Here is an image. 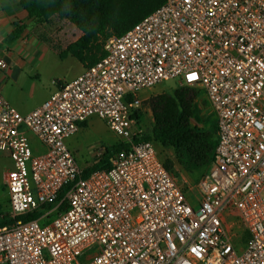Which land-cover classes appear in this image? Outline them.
Segmentation results:
<instances>
[{
	"label": "built area",
	"instance_id": "2783aa9c",
	"mask_svg": "<svg viewBox=\"0 0 264 264\" xmlns=\"http://www.w3.org/2000/svg\"><path fill=\"white\" fill-rule=\"evenodd\" d=\"M105 51L27 115L0 92L12 217L56 205L70 188L39 220L0 229V264H264V0H165ZM171 81L203 90L217 115L196 194L143 140L153 114L141 93ZM92 118L128 149L83 177L67 140Z\"/></svg>",
	"mask_w": 264,
	"mask_h": 264
},
{
	"label": "trees",
	"instance_id": "16d2710c",
	"mask_svg": "<svg viewBox=\"0 0 264 264\" xmlns=\"http://www.w3.org/2000/svg\"><path fill=\"white\" fill-rule=\"evenodd\" d=\"M164 2L165 0H20L30 18L35 19L34 23L50 24L57 18L69 22L83 33L64 54L72 56L85 68L95 65L106 56L105 45L109 39L125 35L136 24L156 12ZM17 38L18 34H15L13 39ZM147 105L152 111L154 122L143 140L158 144L165 150H174L179 164L189 175L207 172L218 145V123L211 131L201 130L193 125V121L205 123L197 107L196 91L187 87L176 89L171 94L153 97ZM127 149L128 145L121 143L106 149L103 159L83 171L82 176L88 177L95 171L109 170L114 156ZM164 165L175 174L171 161H164ZM69 189L67 187L62 191L56 205L64 200ZM56 205L43 207L19 218H13L11 211L0 214V229L19 221L39 220L44 211L51 210ZM67 208L68 203L64 201L61 211Z\"/></svg>",
	"mask_w": 264,
	"mask_h": 264
},
{
	"label": "crops",
	"instance_id": "0c3cea01",
	"mask_svg": "<svg viewBox=\"0 0 264 264\" xmlns=\"http://www.w3.org/2000/svg\"><path fill=\"white\" fill-rule=\"evenodd\" d=\"M34 22L22 7L20 0H0V60L8 65L7 69L0 68V92L22 115L40 108L57 91L55 82L63 81L52 78L50 73L57 66L56 58L60 53L56 47L41 39L38 33L43 30V26ZM72 28L71 31L76 37L73 42L75 43L83 33L77 28ZM15 34H18L16 40L13 39ZM70 45L65 46L64 50ZM80 65L81 70L77 77L86 69L81 63ZM43 76L46 78V84L42 82ZM85 126H88V123L82 125L80 130ZM28 135L34 153L42 154L44 147L34 135ZM13 168L10 155L0 152V187H6V176Z\"/></svg>",
	"mask_w": 264,
	"mask_h": 264
},
{
	"label": "rangeland",
	"instance_id": "374dc122",
	"mask_svg": "<svg viewBox=\"0 0 264 264\" xmlns=\"http://www.w3.org/2000/svg\"><path fill=\"white\" fill-rule=\"evenodd\" d=\"M67 21L60 19H54L50 24L40 25L43 26V30L39 31L38 35L44 42L50 46L56 47L59 51L57 59V66L50 71L52 78L63 81H72L77 77L81 70V65L70 55L65 56V46L70 45L76 39L72 33L71 28ZM72 28V29H74ZM43 84H46V78L43 76ZM177 83L175 81L163 83L153 90H148L141 93L144 100V105L148 108L147 103L153 97L161 94H171L176 90ZM197 93V107L200 114L205 119L204 124H198L193 121V125L197 126L201 130L211 131L216 127L217 115L214 112L207 96L203 90H195ZM152 115V114H151ZM153 116L146 117L144 121V128L146 133H149L153 125ZM119 142L118 137L106 126V124L98 118H92L88 122V126H85L76 135L72 136L68 140V147L74 153L77 163L82 171H85L89 167L96 163L95 155L97 151L101 149H111ZM155 148L158 151L163 161H171L173 163V172L179 177L181 183H186L191 186L194 194L197 193L207 172L204 174L189 175L179 164L178 158L172 149H163L160 145L155 144ZM10 193L6 187H0V214L10 213Z\"/></svg>",
	"mask_w": 264,
	"mask_h": 264
},
{
	"label": "water",
	"instance_id": "95a60500",
	"mask_svg": "<svg viewBox=\"0 0 264 264\" xmlns=\"http://www.w3.org/2000/svg\"><path fill=\"white\" fill-rule=\"evenodd\" d=\"M35 20L34 18L31 19V21Z\"/></svg>",
	"mask_w": 264,
	"mask_h": 264
}]
</instances>
